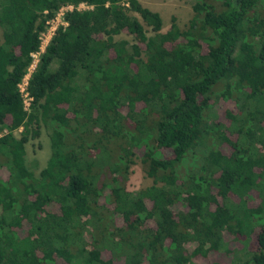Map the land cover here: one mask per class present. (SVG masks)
<instances>
[{"label": "trees", "instance_id": "trees-1", "mask_svg": "<svg viewBox=\"0 0 264 264\" xmlns=\"http://www.w3.org/2000/svg\"><path fill=\"white\" fill-rule=\"evenodd\" d=\"M81 2L26 109L18 84L46 21ZM192 11L162 31L140 0H0V264H235L242 250L264 264V0ZM136 160L152 183L132 192Z\"/></svg>", "mask_w": 264, "mask_h": 264}, {"label": "rangeland", "instance_id": "rangeland-1", "mask_svg": "<svg viewBox=\"0 0 264 264\" xmlns=\"http://www.w3.org/2000/svg\"><path fill=\"white\" fill-rule=\"evenodd\" d=\"M195 0H140L141 4L149 9L156 11L162 18V31H165L171 21V15H176L178 25L183 28L192 16V5ZM148 35L153 32L150 27L145 25ZM126 38L131 40L130 36L120 34L115 35V39ZM2 40V28L0 27V41ZM19 135V131L15 132ZM50 156V140L49 129L43 124L40 125V134L36 138H30L26 143V163L30 169L37 175L38 172L45 166ZM152 183V179L147 177L140 161L136 160L131 164L128 176L125 180L127 190L137 192L140 189L149 186ZM255 242V241H254ZM252 242L254 245L255 243ZM253 245V246H254ZM237 260L235 264H244L249 259V254H246L243 250L236 255ZM212 259L223 261L220 253L217 252ZM251 264V263H248Z\"/></svg>", "mask_w": 264, "mask_h": 264}, {"label": "built area", "instance_id": "built-area-1", "mask_svg": "<svg viewBox=\"0 0 264 264\" xmlns=\"http://www.w3.org/2000/svg\"><path fill=\"white\" fill-rule=\"evenodd\" d=\"M74 8H76L77 10H83L86 8H92V6L88 5L85 2H81L78 5H73V4L62 5L56 11L55 15L46 21L45 29L39 35V40H40L39 49L31 53V58H32L31 63L29 64L27 71L24 74L21 82L18 84L20 93L24 100V106L26 109L29 108L30 100H31V97L28 94L27 86H28L30 75L34 71L37 65L39 55L40 53L44 51L46 45L49 43L56 29L59 26L67 25V22L64 19L65 12L73 10Z\"/></svg>", "mask_w": 264, "mask_h": 264}]
</instances>
